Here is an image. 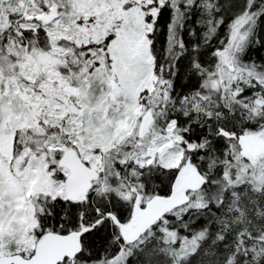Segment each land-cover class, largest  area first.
<instances>
[{
  "label": "snow or ice",
  "instance_id": "1",
  "mask_svg": "<svg viewBox=\"0 0 264 264\" xmlns=\"http://www.w3.org/2000/svg\"><path fill=\"white\" fill-rule=\"evenodd\" d=\"M0 264H264V0H0Z\"/></svg>",
  "mask_w": 264,
  "mask_h": 264
}]
</instances>
